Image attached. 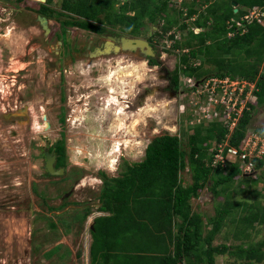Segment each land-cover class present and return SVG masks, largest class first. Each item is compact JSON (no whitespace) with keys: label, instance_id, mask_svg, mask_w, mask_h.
<instances>
[{"label":"rangeland","instance_id":"obj_1","mask_svg":"<svg viewBox=\"0 0 264 264\" xmlns=\"http://www.w3.org/2000/svg\"><path fill=\"white\" fill-rule=\"evenodd\" d=\"M45 1L0 0V264H91L90 229L102 214L101 173L117 176L126 163L143 159L155 136L180 134V126L187 127L180 105L192 98L183 91V73L177 92L168 88L162 67L174 70L178 53L168 51L166 37L153 39L161 66L139 54L97 57L94 50L73 58L52 36L61 20L42 22L38 8ZM50 5L60 8L59 0ZM157 28L148 25L146 33ZM68 29L74 45L90 38L87 30ZM189 109L186 105L183 114ZM252 113L248 130L264 141V104L256 102ZM59 141L66 169L51 175L45 151ZM245 173L261 178L250 189L262 192L264 167ZM182 175L191 182L188 169ZM236 197L254 200L251 193ZM221 200L206 189L192 202L195 210L213 216ZM87 209L91 214L84 220ZM228 229L216 244L235 241ZM263 239L264 225H257L251 242ZM227 258L220 256L218 263L227 264Z\"/></svg>","mask_w":264,"mask_h":264},{"label":"trees","instance_id":"obj_2","mask_svg":"<svg viewBox=\"0 0 264 264\" xmlns=\"http://www.w3.org/2000/svg\"><path fill=\"white\" fill-rule=\"evenodd\" d=\"M53 1L40 3L38 13L58 17L64 11L77 19L67 23L86 30L103 33L104 25H110L140 35L148 25L157 26L153 38L159 41L172 32L168 51L178 53L171 80L175 90L181 73L197 81L212 76L245 78L256 80L255 101L264 104V21L249 24L244 33L228 35L230 19L254 6L264 8V0H59V9L50 5ZM193 26L201 30L195 32ZM182 31L184 36L176 37ZM148 61L156 64L153 57ZM256 102L244 110L231 145L239 147L245 138ZM185 117L187 127L181 125L180 134L155 136L142 160L126 163L117 176L101 173L98 211L102 214L93 219L90 229L91 264H219L218 258L226 255L232 259L227 258V264L264 262V239L251 242L255 227L264 225V189H250L261 178L254 181L247 175L239 158L225 166L213 165L215 147L228 134L224 122L191 123L192 112ZM53 150L59 157L57 166H64V143L59 141ZM251 161L254 172L263 169L264 156ZM186 169L191 182L182 175ZM206 189L222 198L213 216L193 207L192 201ZM237 193H251L254 200L238 199ZM90 214L87 209L83 219ZM227 226V237L232 235L235 241L216 244Z\"/></svg>","mask_w":264,"mask_h":264},{"label":"built area","instance_id":"obj_3","mask_svg":"<svg viewBox=\"0 0 264 264\" xmlns=\"http://www.w3.org/2000/svg\"><path fill=\"white\" fill-rule=\"evenodd\" d=\"M193 16L191 20L195 19ZM264 21V8L254 6L249 8L243 15L234 17L228 21L229 36H233L237 31H248V25L254 22L262 23ZM195 32H199L200 28L193 26ZM166 36L168 47L172 43V39ZM176 37H181L176 34ZM169 39V40H168ZM264 74V69L262 71ZM182 83V81H181ZM190 89V90H189ZM257 89L256 80L250 81L242 78H232L230 76L218 77L212 76L200 81L192 77H183V91L192 98L190 104L183 99L180 105V111H185L186 105L192 106V121L200 123H210L213 121H222L228 127V134L226 138L219 143L213 155V165L221 166L227 165L229 161H236L241 159L244 165L245 172L253 171V163L251 158H262L264 156V141L261 134L256 131H247L245 138L242 140L239 147L233 146L230 143V137L239 119L242 117L245 109H250V103L256 102L254 95ZM187 97V95L185 96ZM191 123H194L192 122ZM263 137V136H262ZM264 138V137H263ZM262 141V145H261ZM250 161L246 163V159Z\"/></svg>","mask_w":264,"mask_h":264},{"label":"flooded vegetation","instance_id":"obj_4","mask_svg":"<svg viewBox=\"0 0 264 264\" xmlns=\"http://www.w3.org/2000/svg\"><path fill=\"white\" fill-rule=\"evenodd\" d=\"M59 11L57 10L56 13H58ZM52 17V16H51ZM57 20H61L60 21V30L57 29V30H54L52 32V36H55L57 39H61L62 40V44L64 47H68L69 48V52H67L69 54V56L71 57H80L81 55H86L88 54L89 52L91 51H94L96 50V48H105L107 45H109L108 43H111L113 44V46H118L120 48V50L118 52H111L109 54H106L107 56H114V54H122V55H126L128 56V54H139V55H142L144 52L143 50H141L140 48H130L129 46H125L123 47V43H122V39H132V38H140V39H143L145 41H147L152 47L153 49L155 50V56L153 58L156 59V64L157 66H161L162 62L156 58V55H157V49H156V46L155 44H153V34L154 33H146V29L144 31V33L140 34V35H130L128 33H126L124 31V29L122 27H119V26H116V27H112L110 25H104L106 28H107V31L106 32H103V33H99V32H96V31H90V30H87L89 31V34L88 36H90V38L88 37V40L87 42L85 43H78L80 44V46L78 45H74L73 43H71V41H76L75 38H73L74 36L70 37L69 36V26L72 27V26H77V28H82L80 26H78L75 22L73 24L71 23H67L66 21H69V20H72V21H76L77 19L75 18H68L66 15H65V12L63 11L62 15L56 17L54 16ZM50 18V17H48ZM74 19V20H73ZM84 29V28H82ZM59 30V31H58ZM86 30V29H84ZM52 31V30H50ZM76 37V36H75ZM128 42V41H127ZM83 44V46H81ZM80 54V55H78ZM104 55V56H106ZM150 57V56H149ZM147 57V59L149 58ZM162 69L166 72L167 74V78H168V81H169V84H168V88L170 86L171 88V80H172V72L173 70L170 72L167 68L165 67H162ZM181 74H180V78H181ZM185 76V75H183ZM180 83H181V80H180ZM175 92H177V90L175 89H171ZM58 143V142H57ZM55 147V145L53 146V148H47L46 151H45V156H46V152H52L56 155V160H55V168L58 169V168H61V167H64L66 169V165L64 166H57L58 162H59V157H58V154L55 153V151L53 150Z\"/></svg>","mask_w":264,"mask_h":264},{"label":"water","instance_id":"obj_5","mask_svg":"<svg viewBox=\"0 0 264 264\" xmlns=\"http://www.w3.org/2000/svg\"><path fill=\"white\" fill-rule=\"evenodd\" d=\"M235 7L237 6V3L234 2ZM236 11L238 9H235ZM43 16V15H42ZM41 17V16H40ZM46 16H44L42 19H44L42 22L45 24V22L47 21V19L45 18ZM128 41V42H127ZM122 43H123V47L125 46H129L130 48H140L141 50H143V54L142 56L147 58V57H154L155 56V50L153 49V47L145 40L140 39V38H132V39H122ZM109 45H107L105 48H97L94 53L92 54L93 56H102V55H106L109 54L111 52H118L120 50V48L118 46H113V44L108 43ZM49 126V124L47 125ZM55 160H56V155L52 152H46V161H45V168L47 170L48 173H50L51 175H62L65 172V168L61 167L56 169L55 168Z\"/></svg>","mask_w":264,"mask_h":264},{"label":"clouds","instance_id":"obj_6","mask_svg":"<svg viewBox=\"0 0 264 264\" xmlns=\"http://www.w3.org/2000/svg\"><path fill=\"white\" fill-rule=\"evenodd\" d=\"M236 9H238V8L236 7ZM237 11H238V10H237ZM183 115H184V117H185V114L182 113V116H183ZM246 174H247V173H246Z\"/></svg>","mask_w":264,"mask_h":264},{"label":"bare ground","instance_id":"obj_7","mask_svg":"<svg viewBox=\"0 0 264 264\" xmlns=\"http://www.w3.org/2000/svg\"><path fill=\"white\" fill-rule=\"evenodd\" d=\"M111 104V103H110ZM47 121V120H46ZM47 124H49L48 122H47Z\"/></svg>","mask_w":264,"mask_h":264}]
</instances>
